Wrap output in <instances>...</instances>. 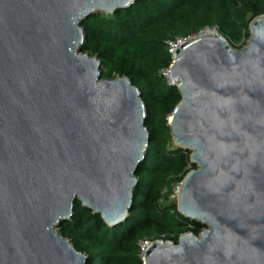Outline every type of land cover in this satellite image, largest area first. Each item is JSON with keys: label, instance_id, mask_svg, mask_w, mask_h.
<instances>
[{"label": "water", "instance_id": "water-1", "mask_svg": "<svg viewBox=\"0 0 264 264\" xmlns=\"http://www.w3.org/2000/svg\"><path fill=\"white\" fill-rule=\"evenodd\" d=\"M133 2L0 0V264H86L58 230L76 200L108 227L129 217L146 107L81 51V22ZM248 33L240 48L206 29L174 49L170 134L195 165L176 205L202 228L152 240L143 264H264V14Z\"/></svg>", "mask_w": 264, "mask_h": 264}, {"label": "trees", "instance_id": "trees-1", "mask_svg": "<svg viewBox=\"0 0 264 264\" xmlns=\"http://www.w3.org/2000/svg\"><path fill=\"white\" fill-rule=\"evenodd\" d=\"M263 14L264 0H134L128 8L81 22L86 34L81 51L101 60L102 78L125 75L139 88L149 132L129 217L108 227L76 200L71 219L58 226L59 233L86 254V264H143L140 240L176 242L183 232L201 230V223L181 215L176 198H170L173 186L195 165L170 134L168 116L181 95L161 73L172 62L169 42L215 29L240 48L248 39L250 21Z\"/></svg>", "mask_w": 264, "mask_h": 264}, {"label": "built area", "instance_id": "built-area-1", "mask_svg": "<svg viewBox=\"0 0 264 264\" xmlns=\"http://www.w3.org/2000/svg\"><path fill=\"white\" fill-rule=\"evenodd\" d=\"M186 39H176L175 41H170L169 42V51L172 55V61L174 60V49L181 43H183ZM170 66V65H169ZM161 73L163 74V76L167 79L168 83L172 84V79H171V75H170V72H169V67L166 68V69H163L161 71ZM177 194H178V191H179V185L177 187ZM151 241L150 239H142L139 241V246H140V256L142 258V261L144 262V253L146 251V249L150 246L151 244Z\"/></svg>", "mask_w": 264, "mask_h": 264}, {"label": "rangeland", "instance_id": "rangeland-1", "mask_svg": "<svg viewBox=\"0 0 264 264\" xmlns=\"http://www.w3.org/2000/svg\"><path fill=\"white\" fill-rule=\"evenodd\" d=\"M189 38V37H188ZM168 120H169V118H168ZM189 155H190V153H189ZM177 187H178V185H174L173 186V188H172V192H171V195H170V198L171 199H175V198H177Z\"/></svg>", "mask_w": 264, "mask_h": 264}]
</instances>
